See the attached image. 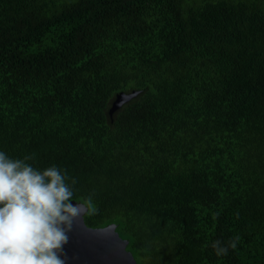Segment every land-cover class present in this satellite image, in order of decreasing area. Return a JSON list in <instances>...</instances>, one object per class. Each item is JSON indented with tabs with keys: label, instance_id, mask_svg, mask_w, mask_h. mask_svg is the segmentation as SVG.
Masks as SVG:
<instances>
[{
	"label": "trees",
	"instance_id": "1",
	"mask_svg": "<svg viewBox=\"0 0 264 264\" xmlns=\"http://www.w3.org/2000/svg\"><path fill=\"white\" fill-rule=\"evenodd\" d=\"M0 151L137 264H264V0H0Z\"/></svg>",
	"mask_w": 264,
	"mask_h": 264
},
{
	"label": "clouds",
	"instance_id": "2",
	"mask_svg": "<svg viewBox=\"0 0 264 264\" xmlns=\"http://www.w3.org/2000/svg\"><path fill=\"white\" fill-rule=\"evenodd\" d=\"M0 151V264H65L61 253L75 218L94 212L88 203H71L74 191L55 165L36 169ZM76 183L75 179L71 184ZM240 236L211 243L215 254L236 249Z\"/></svg>",
	"mask_w": 264,
	"mask_h": 264
},
{
	"label": "water",
	"instance_id": "3",
	"mask_svg": "<svg viewBox=\"0 0 264 264\" xmlns=\"http://www.w3.org/2000/svg\"><path fill=\"white\" fill-rule=\"evenodd\" d=\"M134 94L119 93L109 113ZM70 202L77 203L74 200ZM67 236L68 241L61 253L65 264H137L132 253L126 249L128 240L119 236L113 223L103 227H88L84 217H78L73 220Z\"/></svg>",
	"mask_w": 264,
	"mask_h": 264
}]
</instances>
